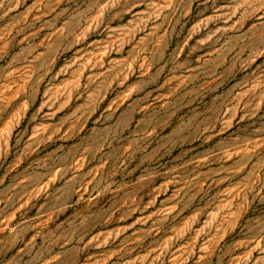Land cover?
<instances>
[{"label": "rangeland", "instance_id": "rangeland-1", "mask_svg": "<svg viewBox=\"0 0 264 264\" xmlns=\"http://www.w3.org/2000/svg\"><path fill=\"white\" fill-rule=\"evenodd\" d=\"M0 264H264V0H0Z\"/></svg>", "mask_w": 264, "mask_h": 264}]
</instances>
